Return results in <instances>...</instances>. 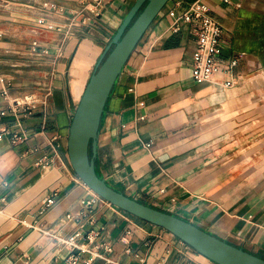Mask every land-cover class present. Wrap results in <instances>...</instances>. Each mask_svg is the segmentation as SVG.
Returning a JSON list of instances; mask_svg holds the SVG:
<instances>
[{
	"label": "crops",
	"instance_id": "crops-1",
	"mask_svg": "<svg viewBox=\"0 0 264 264\" xmlns=\"http://www.w3.org/2000/svg\"><path fill=\"white\" fill-rule=\"evenodd\" d=\"M134 1L105 0L84 19L81 0H0V128L26 134L0 138V264H71V251L84 261L90 251L58 240L77 231L79 245L101 253L88 264H218L112 203L81 201L93 193L69 161L70 123ZM192 1L168 0L130 54L102 114L95 164L126 194L264 256V0H203L223 26L220 66L242 53L230 86L221 69L213 81L193 79L195 25L174 29ZM26 93L47 101L12 110L8 99Z\"/></svg>",
	"mask_w": 264,
	"mask_h": 264
},
{
	"label": "water",
	"instance_id": "water-1",
	"mask_svg": "<svg viewBox=\"0 0 264 264\" xmlns=\"http://www.w3.org/2000/svg\"><path fill=\"white\" fill-rule=\"evenodd\" d=\"M167 1L135 0L102 51L72 116L67 139L69 161L84 183L100 196L171 231L218 264H264V256L229 242L173 212L126 194L97 170V140L107 99L133 49Z\"/></svg>",
	"mask_w": 264,
	"mask_h": 264
},
{
	"label": "built area",
	"instance_id": "built-area-1",
	"mask_svg": "<svg viewBox=\"0 0 264 264\" xmlns=\"http://www.w3.org/2000/svg\"><path fill=\"white\" fill-rule=\"evenodd\" d=\"M105 6V0H81L80 6L76 9V12L83 14L84 19H90L94 16L101 14ZM193 23L195 25V46L192 51V76L196 82L213 81L214 73L221 69L223 72L227 73L229 78L225 79L222 84L226 86L233 85L237 82V79L232 75L233 68L237 65L242 53H234L230 55L226 60L224 66H220V55L222 51L221 36L223 33V26L221 22L216 19L210 12L209 6L203 0H193L189 3L188 7L178 15L174 20V29L179 28V21ZM33 45L36 41L32 42ZM0 93L5 97H8V92L6 88H2ZM48 93L38 94V93H26L25 95L15 98L8 99L9 105L12 110L16 111L18 109H23L27 113H31L32 109L39 104L45 103L47 101ZM144 101H139L138 104H143ZM5 110H1V114H4ZM5 133H11V139L14 142L22 141L26 138L24 132L19 133L18 131L12 132L8 127L3 126L0 128V138L3 137ZM149 145V142L147 143ZM42 166L45 163H40ZM92 191V196L89 198H83L81 201L85 205H92L96 198L103 199L109 202L94 190ZM56 193L50 194L44 199V205L46 207L52 205L55 202ZM4 200V199H3ZM113 204V203H112ZM43 208V209H44ZM42 209V210H43ZM67 216H71L68 214ZM97 232L90 231L87 233L86 237L93 241ZM81 237V233L77 231L71 237L63 239L58 238V240L69 244L71 249H78L79 251H90L89 257L84 261H79V253L71 251L67 256V261L71 264H88L93 258L100 255V251H92L86 247H82L77 243V238ZM106 249L110 250V246H105ZM154 264H171L168 262L166 257H160ZM189 264V262L187 263Z\"/></svg>",
	"mask_w": 264,
	"mask_h": 264
},
{
	"label": "trees",
	"instance_id": "trees-1",
	"mask_svg": "<svg viewBox=\"0 0 264 264\" xmlns=\"http://www.w3.org/2000/svg\"><path fill=\"white\" fill-rule=\"evenodd\" d=\"M90 154H91V147H90Z\"/></svg>",
	"mask_w": 264,
	"mask_h": 264
},
{
	"label": "bare ground",
	"instance_id": "bare-ground-1",
	"mask_svg": "<svg viewBox=\"0 0 264 264\" xmlns=\"http://www.w3.org/2000/svg\"><path fill=\"white\" fill-rule=\"evenodd\" d=\"M24 30V29H23ZM32 32V31H31ZM21 33H23V32H21ZM24 34V33H23Z\"/></svg>",
	"mask_w": 264,
	"mask_h": 264
},
{
	"label": "rangeland",
	"instance_id": "rangeland-1",
	"mask_svg": "<svg viewBox=\"0 0 264 264\" xmlns=\"http://www.w3.org/2000/svg\"><path fill=\"white\" fill-rule=\"evenodd\" d=\"M137 217V216H136Z\"/></svg>",
	"mask_w": 264,
	"mask_h": 264
}]
</instances>
